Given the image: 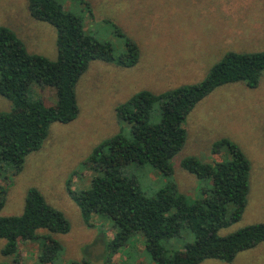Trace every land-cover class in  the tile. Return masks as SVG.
I'll return each instance as SVG.
<instances>
[{"label": "rangeland", "instance_id": "rangeland-1", "mask_svg": "<svg viewBox=\"0 0 264 264\" xmlns=\"http://www.w3.org/2000/svg\"><path fill=\"white\" fill-rule=\"evenodd\" d=\"M60 1L65 10L80 16L84 32L109 43L115 56L126 50L118 27L138 45L139 59L130 67L102 60L89 63L76 84L77 116L67 123H52L41 147L26 156L17 174L12 175L11 170L0 174V186L6 189L0 214H21L28 188L36 187L70 223L67 233L54 235L62 251L52 264H82L86 258L91 264H159L146 252L141 236L125 242L118 251L111 250L105 243L114 236L112 220L94 214L93 225L88 226L68 188L87 189L97 174L86 163L93 148L121 129L128 133L129 125L117 116V105L141 90L161 93L197 83L228 50H264V0ZM0 25L12 29L29 52L56 58L55 29L30 15L27 0H0ZM31 95L46 105L56 102L51 86L34 85ZM10 107V101L0 95V111ZM184 125L186 143L171 160L173 173L169 178L149 165L135 163L126 167V174L137 179L145 195L174 184L191 202L201 196L210 181L188 172L180 161L186 156L210 164L228 159L226 145L213 146L228 139L251 162L250 191L241 219L221 229L220 234L264 221V70L256 87L244 82L216 87L195 105ZM45 234L39 230L34 239L19 241L14 256L1 253L6 240L0 238V264H44L39 256ZM191 239L192 233L182 229L179 237L165 245L170 251L181 249ZM200 264H264V242L238 252L229 262L206 259Z\"/></svg>", "mask_w": 264, "mask_h": 264}, {"label": "trees", "instance_id": "trees-1", "mask_svg": "<svg viewBox=\"0 0 264 264\" xmlns=\"http://www.w3.org/2000/svg\"><path fill=\"white\" fill-rule=\"evenodd\" d=\"M27 8L35 20L54 27L57 55L49 59L29 52L12 29L0 25V95L11 105L8 111H0V174L6 170L17 174L26 156L41 147L52 123H67L77 116L76 84L91 61L130 67L139 59L138 45L118 27L126 50L115 56L109 43L84 32L80 16L65 10L60 0H27ZM263 70L264 50H228L197 83L161 93L141 90L117 105V116L129 125L128 133L121 129L93 148L86 163L97 174L87 189L68 188L88 226L93 225L94 214L112 220L114 236L105 243L111 250L118 251L125 242L141 236L146 252L159 264H200L206 259L229 262L238 252L264 242V221L220 234L221 229L241 219L250 191L251 162L232 141L221 139L213 145L216 149L227 146L230 157L223 161L210 164L196 156L182 158L181 167L210 181L191 202L174 184L145 195L137 179L125 171L131 163L149 165L169 178L171 160L186 143L184 122L195 105L223 84L244 82L256 87ZM34 85L53 87L55 104L34 98ZM5 193L0 186V210ZM69 229L65 215L50 205L39 189L30 187L21 214H0V238L6 240L1 253L16 255L19 241L34 239L44 230L45 245L39 259L44 264L55 263L62 244L54 235ZM182 229L189 230L192 239L181 249L170 251L165 243L179 237ZM82 264L91 262L86 258Z\"/></svg>", "mask_w": 264, "mask_h": 264}]
</instances>
